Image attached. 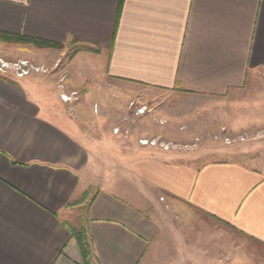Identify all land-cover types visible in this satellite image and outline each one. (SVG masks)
I'll list each match as a JSON object with an SVG mask.
<instances>
[{
	"label": "crops",
	"instance_id": "obj_1",
	"mask_svg": "<svg viewBox=\"0 0 264 264\" xmlns=\"http://www.w3.org/2000/svg\"><path fill=\"white\" fill-rule=\"evenodd\" d=\"M0 33L72 49L71 93L112 80L218 97L264 70V0H0ZM31 74L0 73V264H251L231 243L166 244L163 196L264 250L261 168L135 146L102 180L83 121Z\"/></svg>",
	"mask_w": 264,
	"mask_h": 264
},
{
	"label": "rangeland",
	"instance_id": "obj_2",
	"mask_svg": "<svg viewBox=\"0 0 264 264\" xmlns=\"http://www.w3.org/2000/svg\"><path fill=\"white\" fill-rule=\"evenodd\" d=\"M3 45L1 62L26 61L38 68L30 77L52 100L49 103L69 120L83 121L86 137L103 167L93 171L102 180L124 174L123 170L107 169L131 159L135 146H153L196 166L238 161L264 171V70L244 88L218 97L107 80L84 83L78 89L72 84L75 96L62 101L61 94H71L64 70L72 49ZM162 198L161 233L169 246L177 242L231 243L233 258L264 264L263 249L173 199ZM219 251H214L218 259L223 258Z\"/></svg>",
	"mask_w": 264,
	"mask_h": 264
},
{
	"label": "trees",
	"instance_id": "obj_3",
	"mask_svg": "<svg viewBox=\"0 0 264 264\" xmlns=\"http://www.w3.org/2000/svg\"><path fill=\"white\" fill-rule=\"evenodd\" d=\"M0 43L3 44H14V45H22V44H28L32 45L36 48H60L61 45L42 41L38 39H31L27 37H21V36H13L8 34H2L0 33ZM77 240L80 246V249L83 253L84 259H88L90 257V251L89 246L87 245V242L85 241L84 237L81 234H77Z\"/></svg>",
	"mask_w": 264,
	"mask_h": 264
},
{
	"label": "built area",
	"instance_id": "obj_4",
	"mask_svg": "<svg viewBox=\"0 0 264 264\" xmlns=\"http://www.w3.org/2000/svg\"><path fill=\"white\" fill-rule=\"evenodd\" d=\"M7 71H11L14 73V75L17 78H22L25 76H28L32 72H38L39 69L35 68L32 65H29L28 62L26 61H17L14 63H6V62H1L0 60V73H6ZM61 89L63 86H59ZM75 96V93H71L69 96L66 94H61V99L62 101H70L71 97ZM143 110H139V114L142 113Z\"/></svg>",
	"mask_w": 264,
	"mask_h": 264
}]
</instances>
